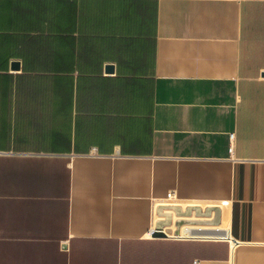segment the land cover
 <instances>
[{
  "label": "crops",
  "instance_id": "0c3cea01",
  "mask_svg": "<svg viewBox=\"0 0 264 264\" xmlns=\"http://www.w3.org/2000/svg\"><path fill=\"white\" fill-rule=\"evenodd\" d=\"M0 264H264V0H0Z\"/></svg>",
  "mask_w": 264,
  "mask_h": 264
},
{
  "label": "bare ground",
  "instance_id": "6f19581e",
  "mask_svg": "<svg viewBox=\"0 0 264 264\" xmlns=\"http://www.w3.org/2000/svg\"><path fill=\"white\" fill-rule=\"evenodd\" d=\"M186 203H187V202H186ZM226 203H227V202H226ZM182 204H183V203H182ZM204 205H205V204H204ZM225 205H226V204H225ZM225 205H224V207H227V206H225ZM227 205H228V204H227ZM221 208H222V207H221ZM159 209H160V207H157V208H156V213H157V215L160 217ZM226 210H227V209H226ZM223 211H224V213H225V209H224ZM227 212H228V211H226V214H228ZM224 213H223V214H224ZM226 217H228V216L226 215ZM226 219L228 220V218H225V214H224V220H223L222 224L220 225L221 227H225V226H226V223H227V222H226V221H227ZM157 221H158V220H157ZM228 223H229V221H228ZM191 226H192V225H191ZM220 226H219V227H220ZM185 227H186V226H185ZM194 227H195V226H194ZM211 227H213V226H211ZM214 227H215V226H214ZM188 228H190V227H188ZM197 228H198V226H197ZM199 228H200V226H199ZM203 228H204V227H203ZM206 228H207V227H206ZM208 228H209V227H208ZM216 228H217V226H216ZM225 228H227V227H225ZM221 230H222V229H221ZM208 234H209V233H208ZM211 234H212V233H211ZM186 235H187V234H186ZM186 235H185V236H186ZM214 235H215V234H214Z\"/></svg>",
  "mask_w": 264,
  "mask_h": 264
},
{
  "label": "water",
  "instance_id": "95a60500",
  "mask_svg": "<svg viewBox=\"0 0 264 264\" xmlns=\"http://www.w3.org/2000/svg\"><path fill=\"white\" fill-rule=\"evenodd\" d=\"M17 65H18V63H17ZM167 217H169V214H167ZM166 223H169V219L163 221L162 224H161L162 226L157 227L154 233H156L158 235H161V236H166L167 234H166V232L164 231V228H163V225L166 224Z\"/></svg>",
  "mask_w": 264,
  "mask_h": 264
},
{
  "label": "built area",
  "instance_id": "2783aa9c",
  "mask_svg": "<svg viewBox=\"0 0 264 264\" xmlns=\"http://www.w3.org/2000/svg\"><path fill=\"white\" fill-rule=\"evenodd\" d=\"M234 135L235 134H232V137H234ZM174 192H170L169 194H168V199L170 200V199H172L173 197H174ZM155 230H156V228H154L153 230H152V232L154 233L155 232Z\"/></svg>",
  "mask_w": 264,
  "mask_h": 264
}]
</instances>
